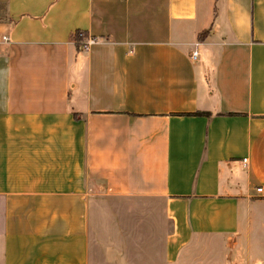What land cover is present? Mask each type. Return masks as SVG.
Listing matches in <instances>:
<instances>
[{
  "label": "crops",
  "instance_id": "obj_1",
  "mask_svg": "<svg viewBox=\"0 0 264 264\" xmlns=\"http://www.w3.org/2000/svg\"><path fill=\"white\" fill-rule=\"evenodd\" d=\"M0 264H264V0H0Z\"/></svg>",
  "mask_w": 264,
  "mask_h": 264
},
{
  "label": "rangeland",
  "instance_id": "obj_2",
  "mask_svg": "<svg viewBox=\"0 0 264 264\" xmlns=\"http://www.w3.org/2000/svg\"><path fill=\"white\" fill-rule=\"evenodd\" d=\"M113 207H114L113 203L109 202V203H107V207L98 208L99 210H98L97 215L99 216L100 224L95 226V234H96V236L98 234V230L106 231V232H107V230L108 231L111 230L110 232L113 234L114 226H113V224H109L110 222L113 221L114 214H115ZM122 213H123V216L129 217L130 210L127 209L126 212H122ZM138 215H139V213H138ZM105 218H108V220H106ZM156 227H157V225L155 226V230H156ZM102 238H103V236H102ZM105 239H106V237L103 240H105Z\"/></svg>",
  "mask_w": 264,
  "mask_h": 264
},
{
  "label": "built area",
  "instance_id": "obj_3",
  "mask_svg": "<svg viewBox=\"0 0 264 264\" xmlns=\"http://www.w3.org/2000/svg\"><path fill=\"white\" fill-rule=\"evenodd\" d=\"M96 42V39L93 38V37H87L86 39L82 40L80 43H79V46L80 48H82L83 50H88L89 47L94 44ZM197 55L196 51H193L191 53V57L192 58H195ZM257 191H261V187H258L257 188Z\"/></svg>",
  "mask_w": 264,
  "mask_h": 264
},
{
  "label": "trees",
  "instance_id": "obj_4",
  "mask_svg": "<svg viewBox=\"0 0 264 264\" xmlns=\"http://www.w3.org/2000/svg\"><path fill=\"white\" fill-rule=\"evenodd\" d=\"M84 36H86L85 32L77 30V31L74 32L72 38L75 41V43L79 44L80 41L84 38ZM196 113H200V112H196Z\"/></svg>",
  "mask_w": 264,
  "mask_h": 264
}]
</instances>
